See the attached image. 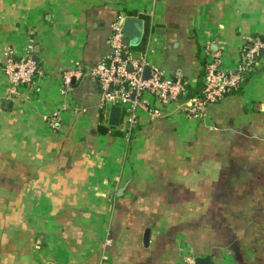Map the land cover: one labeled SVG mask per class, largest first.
I'll return each instance as SVG.
<instances>
[{
    "label": "crops",
    "instance_id": "obj_1",
    "mask_svg": "<svg viewBox=\"0 0 264 264\" xmlns=\"http://www.w3.org/2000/svg\"><path fill=\"white\" fill-rule=\"evenodd\" d=\"M128 16L144 21L131 58L151 43L189 97L264 36V0H0V264H264V58L198 116L172 102L152 117L146 94L130 138L124 111L100 133L111 107L92 72ZM30 41L35 85L9 96V52Z\"/></svg>",
    "mask_w": 264,
    "mask_h": 264
},
{
    "label": "built area",
    "instance_id": "obj_2",
    "mask_svg": "<svg viewBox=\"0 0 264 264\" xmlns=\"http://www.w3.org/2000/svg\"><path fill=\"white\" fill-rule=\"evenodd\" d=\"M123 24L121 18L112 25L109 44L112 52L107 60L99 63L92 72L98 79L100 94L104 106L117 104L122 107L126 115L125 135L130 138L138 126V107L144 104L146 94H152L158 105L147 106L152 117L163 113V105L172 102L181 103L184 110L198 116L204 112L210 103L221 100L227 92L235 88L241 81L244 73L251 71L259 64L257 57L264 50V40L250 36L243 49L239 66L232 69L219 68V61L215 60L207 67L205 85L201 94L186 96L188 93V81L179 76H172L163 67L150 64L149 53L151 43H148L142 56L138 60L131 58L130 46L123 41ZM9 52V60L5 66V73L9 80V96L19 93L22 86L35 85V77L38 72V64L35 58V44L27 43L26 50L20 56H13ZM132 65L131 69L128 68ZM146 66L150 67L149 77H145ZM83 74L78 69L66 70L63 73V89L65 93L71 85L73 77ZM37 91L39 86L35 87ZM55 118L50 122L55 126ZM186 264H196L192 257L186 258Z\"/></svg>",
    "mask_w": 264,
    "mask_h": 264
},
{
    "label": "water",
    "instance_id": "obj_3",
    "mask_svg": "<svg viewBox=\"0 0 264 264\" xmlns=\"http://www.w3.org/2000/svg\"><path fill=\"white\" fill-rule=\"evenodd\" d=\"M144 33V21L140 18L128 16L124 20L123 24V41L130 46H137L140 44ZM38 61L39 58L35 56ZM132 65L129 64L128 68L131 69ZM150 67L146 66L144 75L149 77ZM110 109L109 124L112 126H119L122 116V107L117 104H112ZM196 264H213V261L210 257L196 258Z\"/></svg>",
    "mask_w": 264,
    "mask_h": 264
},
{
    "label": "trees",
    "instance_id": "obj_4",
    "mask_svg": "<svg viewBox=\"0 0 264 264\" xmlns=\"http://www.w3.org/2000/svg\"><path fill=\"white\" fill-rule=\"evenodd\" d=\"M129 14H132V13H130L129 12ZM252 37H258V38H261L262 40H264V36H260V35H252ZM140 44H138V46H139ZM130 46V45H129ZM262 58H264V50L261 52V54L257 57V59L260 61ZM38 64V63H37ZM209 64V63H208ZM257 68H258V65H256V66H254V68L251 70V71H248V72H246V73H244V75H243V77H242V79H241V81L239 82V84L235 87V88H232L229 92H227V94L225 95V97L229 94V93H231V92H233V91H235L236 89H238L251 75H252V72L253 71H255V70H257ZM206 73H207V71L204 73V78H205V76H206ZM204 85H205V81L203 82V84H202V86H201V91H199V94H201L202 93V90H203V88H204ZM188 86V85H187ZM189 87V86H188ZM224 97V98H225ZM223 98V99H224ZM222 100V99H221ZM221 100H218V101H216V102H219V101H221ZM113 128H116L115 126H112V125H110L108 122H107V124L105 125V124H99L98 125V128H97V131L98 132H100V133H109L110 132V129H113ZM115 135H119V134H121V132L119 131V130H116L115 132Z\"/></svg>",
    "mask_w": 264,
    "mask_h": 264
}]
</instances>
